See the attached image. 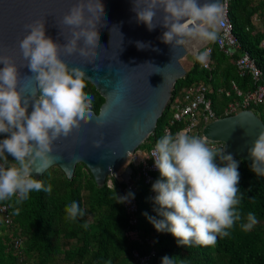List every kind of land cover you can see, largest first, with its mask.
Masks as SVG:
<instances>
[{"label": "clouds", "instance_id": "clouds-1", "mask_svg": "<svg viewBox=\"0 0 264 264\" xmlns=\"http://www.w3.org/2000/svg\"><path fill=\"white\" fill-rule=\"evenodd\" d=\"M132 11L137 23L146 25L149 31L158 26L154 20L161 12L159 25L166 29L161 40L174 48L187 39L216 42L219 38L217 25L222 22L223 11L220 0H134ZM103 12L100 0H77L62 19V24L72 29L71 38L63 45L46 37L45 21L25 25L28 34L19 42V48L27 61L25 67L33 74L29 78L35 80V91L18 90L15 62L11 56L0 55V134H7L0 140V156L7 154L14 162L8 167L0 166V201L17 197L19 204L33 191L51 194L52 185L34 179L32 173H44L54 160L60 159L50 155L54 142L69 137L95 115L93 97L84 91L88 80L85 72L81 68L70 69L60 58V50L93 63L99 46L96 29ZM137 47L148 45L137 42ZM208 55L204 51L195 59L204 63ZM95 116L96 126L103 127L104 112ZM101 143L102 140L95 142L94 147L99 148ZM249 156L251 171L264 177V131L254 140ZM152 157L160 174L152 191L162 217L159 221L149 218L154 228L167 231L182 246H212L218 237L228 236V230L241 220L237 210L242 199L239 162L233 155L209 146L206 138L180 130L175 135L166 132L155 143ZM19 211L17 208V215ZM65 212L73 221L85 215L75 201L65 207ZM257 222L255 214L249 212L247 223L241 227L249 231ZM173 260L165 256L161 264H173Z\"/></svg>", "mask_w": 264, "mask_h": 264}, {"label": "trees", "instance_id": "trees-1", "mask_svg": "<svg viewBox=\"0 0 264 264\" xmlns=\"http://www.w3.org/2000/svg\"><path fill=\"white\" fill-rule=\"evenodd\" d=\"M258 18L262 21L260 25L255 23ZM229 19L241 51L237 55H228L219 51L216 42H208L206 47H212V54L211 68L206 70L195 59L204 52L205 47L198 50L192 66L176 82L171 101L158 120L154 133L136 152L142 149L149 151L166 129L172 135L184 129L185 123L170 124L171 105L176 100L182 101L187 89L201 84L207 86L212 112L217 119L224 118V111L230 103L241 101L233 84L244 93L253 91L256 88L253 78L238 74L236 58L239 54L248 53L262 70L264 79V0H231ZM214 56H217L216 60ZM84 91L93 97L92 110L97 115L104 103L103 97L88 82ZM226 92L230 95H226ZM248 111L264 124L262 105H251ZM203 128L201 124L199 132ZM5 138L7 134H0V140ZM235 160L239 162L238 187L242 199L237 210L241 213V220L228 230V236L218 237L215 245L207 247L179 245L170 233L158 232L154 228L149 218L157 221L162 219L154 203L156 194L152 192V186L137 181L138 169L131 162L139 207V222L135 230L141 231L145 237L155 238L157 257L150 264H161L165 256L173 258V264H264V177L256 176L251 171V163ZM0 161L5 167L14 163L13 158L7 157V154L0 156ZM217 163H220L219 160ZM115 178L122 184L121 180ZM116 179L107 177L104 185L99 187L84 164L76 165L71 179L58 167H52L37 179L45 185H52L51 194L33 191L27 200L19 204L16 202L17 197L0 201V208L9 207L14 222L7 227L0 215V264H139L133 253L138 251L141 256H147L150 247L138 246L128 240L130 225L120 200L121 190ZM158 179L159 173L155 181ZM73 201L85 213L74 221L68 219L65 212V207ZM17 208L20 209L18 215ZM249 212L255 214L258 222L251 230L244 231L241 225L247 223ZM19 237H22V245L17 251L12 240Z\"/></svg>", "mask_w": 264, "mask_h": 264}, {"label": "water", "instance_id": "water-1", "mask_svg": "<svg viewBox=\"0 0 264 264\" xmlns=\"http://www.w3.org/2000/svg\"><path fill=\"white\" fill-rule=\"evenodd\" d=\"M75 3L77 0H0V55L11 56L15 62L19 91L36 90L35 80L29 78L33 74L25 67L27 61L19 48V42L28 34L25 25L45 21L46 37L63 45L71 38L72 29L63 25L62 19ZM100 3L104 12L96 29L99 46L93 63L88 64L78 54L66 55L63 49L60 58L70 69L81 68L88 79L86 82L103 97L104 103L97 115L104 112V126H96L94 113L91 122L82 123L72 135L54 142L50 155L60 159L48 168L58 167L71 179L76 165L84 164L99 187L107 177L116 179V173L130 156L154 133L171 101L176 82L186 73L181 64L186 55L184 44L174 48L161 40L166 31L159 25L161 12H157L154 20L158 26L149 31L146 25L136 21L132 11L134 0H100ZM137 42L148 47L140 49ZM79 44L82 46L83 42ZM229 51L236 54V50ZM31 111L29 105L28 113ZM261 131H264L263 122L245 111L208 124L201 135L211 143L222 144L225 154L233 155L234 159L252 163L249 149ZM101 140V146L95 148L94 143ZM48 169L41 174L33 172V178L40 179ZM119 177L122 184L116 181L120 190L129 187L134 182L132 165Z\"/></svg>", "mask_w": 264, "mask_h": 264}, {"label": "built area", "instance_id": "built-area-1", "mask_svg": "<svg viewBox=\"0 0 264 264\" xmlns=\"http://www.w3.org/2000/svg\"><path fill=\"white\" fill-rule=\"evenodd\" d=\"M230 2L231 0H223L222 22L218 23L217 25L219 38L215 45L219 50L224 51L225 53H230L229 50H236V53H239V51H241V46L234 35V27L229 19ZM207 44L208 42L202 48L205 47L204 51H208V58L204 63L199 62V64L203 69L209 70L211 68L210 57L212 54V47H206ZM262 48H264V41L262 43ZM197 52L198 51H196L194 56L197 55ZM236 64L239 75L241 77L250 75L256 84V88L253 91L244 93L238 89L237 85L233 84L235 91L241 98V101L238 100L230 103L224 111V118L234 117L241 112L248 111L251 105H262L264 107V79L262 70L258 67L256 61L248 53H242L236 60ZM208 93V87L202 84L187 89L183 100H176L171 105L172 121L170 124L173 125L174 123L181 122L185 123L183 130H187L189 135L202 137V131L199 132V126L203 124L205 127L208 124L219 120L212 112L211 101L208 98ZM226 95H230V93L226 92ZM166 132L171 134L169 129L165 130L164 135ZM207 142L209 146H214L219 150H223L222 144L211 143L209 141ZM153 148L154 146L149 151L137 154L134 157L135 161H133L138 169L137 181L141 180L146 186H152V184L155 182L156 174L159 173L154 167V159L152 157ZM0 166L5 167L1 161ZM136 192L137 185L135 182H133L129 187L122 189L120 192V200L127 197V199H123V201L121 200L125 212L128 215L130 225V230L127 232V237L132 244L142 247H150V253L147 256H141L138 251L133 253V257L137 263L150 264L151 261L157 257V251L154 248L155 238L145 237L141 231L135 230L139 222V207L137 206ZM129 194H131V196ZM0 215L3 217L7 227H10L14 224L9 207H1ZM12 242L14 249L19 251L22 245V237L13 239Z\"/></svg>", "mask_w": 264, "mask_h": 264}, {"label": "rangeland", "instance_id": "rangeland-1", "mask_svg": "<svg viewBox=\"0 0 264 264\" xmlns=\"http://www.w3.org/2000/svg\"><path fill=\"white\" fill-rule=\"evenodd\" d=\"M206 43H207L206 41H202L199 39H187L186 40V42L184 43V47L186 49V55L181 60V64L186 71L192 66L193 61H194V55H195L196 51L200 50ZM145 151L146 150L142 149V150H139L138 152H136V154L130 156V158L125 163V165L120 169V171H118V173H116V177L119 180H121V178L119 176L125 170V168L131 164V162L135 161L134 157L137 154L144 153ZM108 183H109V185H111V182H108Z\"/></svg>", "mask_w": 264, "mask_h": 264}, {"label": "crops", "instance_id": "crops-1", "mask_svg": "<svg viewBox=\"0 0 264 264\" xmlns=\"http://www.w3.org/2000/svg\"><path fill=\"white\" fill-rule=\"evenodd\" d=\"M255 23H256V25L258 24V25H260L261 23H262V21L258 18V19H256L255 20ZM220 51V50H219ZM220 52H223V53H225L224 51H220ZM217 53H218V51H217ZM225 54H228V53H225ZM233 53H229L228 55H232ZM238 53H236V55H237ZM240 55L241 54H239V56H237V58H236V60L240 57ZM217 59V56H214V60H216ZM236 67H237V64H236ZM237 69H238V67H237ZM238 74H239V71H238Z\"/></svg>", "mask_w": 264, "mask_h": 264}]
</instances>
